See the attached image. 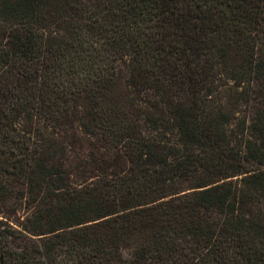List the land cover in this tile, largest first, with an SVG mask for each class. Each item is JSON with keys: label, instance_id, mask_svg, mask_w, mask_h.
<instances>
[{"label": "trees", "instance_id": "16d2710c", "mask_svg": "<svg viewBox=\"0 0 264 264\" xmlns=\"http://www.w3.org/2000/svg\"><path fill=\"white\" fill-rule=\"evenodd\" d=\"M0 264H264V0H0Z\"/></svg>", "mask_w": 264, "mask_h": 264}, {"label": "rangeland", "instance_id": "374dc122", "mask_svg": "<svg viewBox=\"0 0 264 264\" xmlns=\"http://www.w3.org/2000/svg\"><path fill=\"white\" fill-rule=\"evenodd\" d=\"M120 71H121V74H122L123 76H125V74H126V66H125V65H121V67H120Z\"/></svg>", "mask_w": 264, "mask_h": 264}]
</instances>
